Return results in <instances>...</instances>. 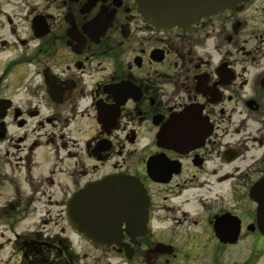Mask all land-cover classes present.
I'll list each match as a JSON object with an SVG mask.
<instances>
[{"label": "flooded vegetation", "instance_id": "1", "mask_svg": "<svg viewBox=\"0 0 264 264\" xmlns=\"http://www.w3.org/2000/svg\"><path fill=\"white\" fill-rule=\"evenodd\" d=\"M20 1L21 14L0 0V223L52 205L68 217L85 185L124 177L149 204L144 233L124 223L123 245L100 248L122 264H257L264 0L173 27L138 0ZM26 232L17 264H82L66 236Z\"/></svg>", "mask_w": 264, "mask_h": 264}, {"label": "water", "instance_id": "2", "mask_svg": "<svg viewBox=\"0 0 264 264\" xmlns=\"http://www.w3.org/2000/svg\"><path fill=\"white\" fill-rule=\"evenodd\" d=\"M248 0H138L144 19L154 25H188L201 16L233 8ZM42 36V35H39ZM128 178H105L85 185L68 203V217L76 229L99 247L122 245L123 223L132 228L131 239L144 233L148 198L142 185ZM258 202V229L264 234V177L254 185ZM223 240L228 238L222 237Z\"/></svg>", "mask_w": 264, "mask_h": 264}, {"label": "rangeland", "instance_id": "3", "mask_svg": "<svg viewBox=\"0 0 264 264\" xmlns=\"http://www.w3.org/2000/svg\"><path fill=\"white\" fill-rule=\"evenodd\" d=\"M6 4L5 6L11 10V8H19L16 9L18 13H22L23 8L26 3H22L20 0H3ZM12 2V3H11ZM24 13V12H23ZM11 52H3L2 58L4 59ZM7 187L12 189V186L7 185L4 187H0L3 189L0 196V205L5 203L4 193L8 192ZM64 192L68 194L75 189V185H61ZM55 189V186H53ZM64 194H58V197H63ZM48 208L43 207L42 213L44 214ZM50 212H46L44 217L39 218L38 216H31L32 218L20 222H16L12 219H4L1 220L0 223V264H17L19 257L15 254L14 249L15 246L12 244L13 236L15 234L25 233L28 230L32 231H42L44 237L56 236L57 234H61L62 236H66L70 243L71 247L77 251L79 254L78 262L82 264H122L123 258L118 256L111 249H100L95 244L91 243L87 239L84 238L83 235H80L79 232L75 229V227L70 223L67 213L66 206L64 205H56L51 206ZM17 224V225H16ZM15 226V227H14ZM12 228L13 231L11 230ZM28 234V232H26ZM30 235V233H29ZM11 238V239H9ZM59 238L63 239L59 236ZM259 244L264 246V237H260ZM259 245V251L254 255V260L257 261V264H264V248ZM239 260L244 259L248 254L240 253L235 254ZM188 257L186 261L197 262V261H209L207 259V254H188L185 255ZM227 259H226V258ZM232 257V254H225L224 259L228 260ZM201 258V259H200ZM31 260L35 264H48L47 261L44 262L43 258L32 257ZM27 261V260H26ZM77 262L73 259V262ZM71 263V260H69Z\"/></svg>", "mask_w": 264, "mask_h": 264}]
</instances>
